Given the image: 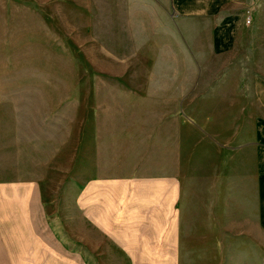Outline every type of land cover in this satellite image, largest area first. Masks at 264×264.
Returning a JSON list of instances; mask_svg holds the SVG:
<instances>
[{"label":"crops","instance_id":"1","mask_svg":"<svg viewBox=\"0 0 264 264\" xmlns=\"http://www.w3.org/2000/svg\"><path fill=\"white\" fill-rule=\"evenodd\" d=\"M46 2L67 9L68 81L55 78L43 42ZM246 88L259 106L243 131L235 107ZM221 94L233 104L229 141L248 136L238 149L253 150L264 214V0H0V231L28 222L41 184L54 182L49 168L65 166L73 198L102 229L161 214L171 222L189 129L205 134L204 104Z\"/></svg>","mask_w":264,"mask_h":264},{"label":"rangeland","instance_id":"2","mask_svg":"<svg viewBox=\"0 0 264 264\" xmlns=\"http://www.w3.org/2000/svg\"><path fill=\"white\" fill-rule=\"evenodd\" d=\"M58 5L46 2L43 6V42L53 48L50 65L55 78L68 81L73 74L69 56L63 53L68 45V15ZM82 58H76L77 80L84 77V69L79 68ZM78 90L82 88L77 86ZM220 90L227 92L226 86ZM245 91L237 96L235 107L237 129L243 131L249 127L248 110L253 114L259 106L252 89ZM222 94L218 103L204 104L210 116L205 129H219L220 136L193 130V125L189 129L185 194L177 205L181 214L171 222L161 214L102 229L84 216L78 199L73 198L78 189L67 183L66 166L59 173L49 168L47 177L54 182L41 184L42 197L33 201L30 220L17 224V230L0 231V237L10 238L12 244L9 251L0 250V264H264L260 229L264 214L256 159L251 147L238 149L248 136L242 133L229 141L227 107L233 104ZM230 146H237L236 151Z\"/></svg>","mask_w":264,"mask_h":264},{"label":"built area","instance_id":"3","mask_svg":"<svg viewBox=\"0 0 264 264\" xmlns=\"http://www.w3.org/2000/svg\"><path fill=\"white\" fill-rule=\"evenodd\" d=\"M246 21H247V22L249 21V16L246 18Z\"/></svg>","mask_w":264,"mask_h":264}]
</instances>
